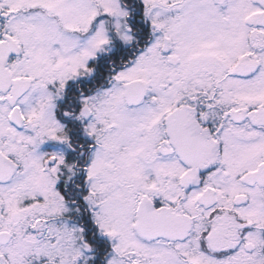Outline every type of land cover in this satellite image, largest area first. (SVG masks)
Instances as JSON below:
<instances>
[{"label": "snow or ice", "instance_id": "6c2138e0", "mask_svg": "<svg viewBox=\"0 0 264 264\" xmlns=\"http://www.w3.org/2000/svg\"><path fill=\"white\" fill-rule=\"evenodd\" d=\"M0 264H264V0H0Z\"/></svg>", "mask_w": 264, "mask_h": 264}]
</instances>
